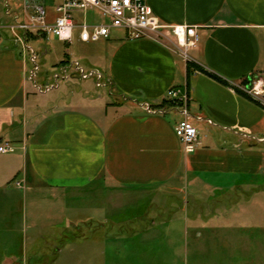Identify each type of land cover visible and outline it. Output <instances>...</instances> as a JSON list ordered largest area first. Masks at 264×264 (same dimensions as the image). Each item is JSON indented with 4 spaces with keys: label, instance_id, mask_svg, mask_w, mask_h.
I'll list each match as a JSON object with an SVG mask.
<instances>
[{
    "label": "crops",
    "instance_id": "1",
    "mask_svg": "<svg viewBox=\"0 0 264 264\" xmlns=\"http://www.w3.org/2000/svg\"><path fill=\"white\" fill-rule=\"evenodd\" d=\"M146 3L162 25L195 27L198 39L185 58L171 35L130 41L122 30L111 33L101 57L109 95L116 96L111 102L88 92L78 99L70 91L65 104L29 105L26 57L0 34V146L13 148L0 153V204L24 206L29 198L42 212L44 207L42 218L57 242L48 251L50 264H109L108 255L119 252L105 247L101 211L107 201L98 193L108 190L112 205L122 206L123 191L165 188L174 193L191 184L211 187L219 197L237 189L247 194L241 213L194 218L190 224L226 235L227 247L211 251L216 264H264V151L250 141L264 133V96L258 105L239 89L258 79L264 86V0ZM68 70L58 78L64 85L73 81ZM170 89L186 97L191 122L207 132L202 138L197 128L198 145L189 154L174 133L182 115L166 104ZM145 104L159 112L147 113ZM92 207L99 211L91 212ZM81 223L90 228L82 240L97 241L96 247L76 249L63 242ZM252 230L262 234V249L252 255L249 248H234L236 233L242 231L249 243ZM30 253L39 264L41 251ZM0 255L13 254L7 249Z\"/></svg>",
    "mask_w": 264,
    "mask_h": 264
},
{
    "label": "rangeland",
    "instance_id": "2",
    "mask_svg": "<svg viewBox=\"0 0 264 264\" xmlns=\"http://www.w3.org/2000/svg\"><path fill=\"white\" fill-rule=\"evenodd\" d=\"M60 1H38L45 8L48 24L54 22L56 18L55 8ZM21 5L22 0H0V34H4L6 40L14 45L20 57L25 55L28 71L33 68L28 60L30 49L34 50L38 57L36 64L39 70L34 81L27 83L29 105L35 101H42L44 105H47L52 100H56V104L59 102L65 104V101L70 98V91H74V95L76 94L78 99L81 98V94L88 92L94 99L101 98L105 102L115 101L116 96L109 95L110 88L106 86L104 77L100 80V85L97 86L95 77L81 79L74 68L68 70L69 74H74L73 81L68 85L62 84V80L58 79L59 87L56 90L43 94L35 89L34 85L43 87L45 80H49V84H56L54 76H61L58 69L61 62L67 64L77 62L86 73L95 71L103 74L101 57L106 52L105 49L109 48V44L105 40L95 43H82L78 39L79 30L76 29L70 44L59 41L53 35L42 38L34 32L35 37H28L27 48L25 49L20 43H15L16 40L7 28L15 23L14 17L17 14H22ZM7 11L10 13L8 14ZM73 16L77 17L80 22L83 20V12L74 13ZM86 17L90 22L95 23H100L102 20L96 9L88 11ZM119 34L121 32L117 30L112 32L113 36ZM79 83L82 85L79 86ZM113 92L119 93L114 90ZM96 101L97 103L100 102L99 100ZM169 103L174 107L177 106L173 102ZM28 117V120H31V116ZM194 122L191 123L199 128L203 138L207 132H202L201 127ZM237 134L239 133L237 132ZM262 136H252L250 141L253 145L260 146L264 151V143L257 142V139ZM122 193V206L112 205L110 198L112 195L108 190L105 193H98L101 201H107L105 209L101 211V216L105 218L106 222L101 230V235L107 237L105 247L110 253L119 252L117 256L108 255V261L111 259L109 264H216L211 251L216 250V248L227 247L226 235L216 236L205 229L206 226L194 229L195 226L191 225L190 221L194 218L201 221L212 216L229 215L233 211L240 212L243 202L247 199V194L237 191V189L228 192V195L217 197L218 193L212 192L211 187H195L191 184L174 193L165 188L123 191ZM91 200L95 199L92 198ZM214 201L221 202L215 204ZM238 201L240 203L236 205L235 202ZM226 203L236 206L229 208ZM36 204H33L29 198H27L24 206L19 204L15 207H6L0 204V252L10 249L11 254H13L10 256L0 255V264L2 260L6 262L5 264H34L33 259L35 257L30 256V252H34L35 249L43 254L40 256L39 264H50L51 257L48 251L57 242L51 239L54 232L49 229L51 224L43 219L44 207L42 212L40 205ZM78 208L83 210L81 207ZM78 208L75 210L78 211ZM89 210L91 212L99 211L95 208ZM254 210L256 211V209ZM185 219L188 224H185ZM86 228L85 224H79L76 230L73 229V237L70 236L68 241L63 242L69 243V247L76 249L96 247L97 241L82 240V237L86 236L90 229L89 227ZM236 234L234 248H249L252 255L258 248L262 249V234H259L258 231H251L249 243L246 236L245 240L243 239L242 231ZM40 236H43V239ZM232 246L231 244L228 247ZM22 249L27 250L26 255L21 253ZM196 250L201 251L200 255H196L194 252ZM184 251H187V256H185Z\"/></svg>",
    "mask_w": 264,
    "mask_h": 264
},
{
    "label": "built area",
    "instance_id": "3",
    "mask_svg": "<svg viewBox=\"0 0 264 264\" xmlns=\"http://www.w3.org/2000/svg\"><path fill=\"white\" fill-rule=\"evenodd\" d=\"M38 1L22 0V14H17L14 17L15 23L7 27L14 39L25 49L27 48L28 37H33L34 32L39 37L46 38L53 35L59 41L70 44L76 29L79 30L78 39L82 43H95L106 40L114 30H122L126 34V39L130 41L147 37L159 38L165 34L171 35L177 47L182 50L183 56L188 58L187 49L194 46L198 39L195 27L182 25L168 27L162 25L153 15L146 0H61L55 8L56 18L51 24L47 23L45 8ZM94 9L98 10L101 15L102 20L100 23L87 20V12ZM75 12H83L81 22L73 16ZM37 59L34 50L30 49L28 60L33 68L28 71L27 78L31 82L34 81L39 70L36 64ZM70 68H74L81 79L95 77L97 86L100 85V80L103 79V75L99 72L86 73L79 67L77 62L63 66L60 69V74H65L66 70ZM58 78L59 76H54L56 84H45L43 87L34 85V87L41 93L49 92L58 87ZM105 84L107 86L106 81ZM239 89L253 100L262 102L264 86L260 79L251 81L249 86L239 87ZM166 99L175 103L182 115V119L177 122L174 128L176 137L181 142L185 153L194 152L198 145L199 135L197 128L191 123L186 97L180 96L179 91L176 89H170L166 93ZM143 106L147 113H156L151 110L148 104ZM196 120L202 121L200 118ZM257 142L264 143V133L262 137L257 139ZM12 151L13 148L9 145L0 146V153ZM16 185H19V182H16Z\"/></svg>",
    "mask_w": 264,
    "mask_h": 264
},
{
    "label": "trees",
    "instance_id": "4",
    "mask_svg": "<svg viewBox=\"0 0 264 264\" xmlns=\"http://www.w3.org/2000/svg\"><path fill=\"white\" fill-rule=\"evenodd\" d=\"M189 67H192V66H189ZM189 67H188V68H189ZM195 69L198 70V71H200V72H202V73H205L206 75L212 77L213 79H215V80H217V81H219V82H221V83H223V84H224V83L226 84V82L222 81V80L219 79L217 76H215V75H213V74H211V73H208V72H206V71H204V70H202V69H199L198 67H197V68L195 67ZM226 85H227V84H226ZM246 96H247V95H246ZM248 98H250V97L248 96ZM250 100H252V101L255 102L256 104L260 105V104L258 103V101L253 100L252 98H250ZM166 104L169 105V106H173V105L170 104L169 102H167Z\"/></svg>",
    "mask_w": 264,
    "mask_h": 264
}]
</instances>
